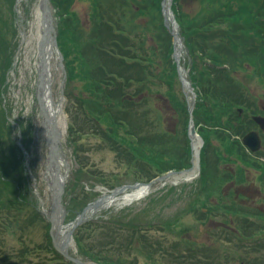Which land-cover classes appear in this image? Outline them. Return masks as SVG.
Instances as JSON below:
<instances>
[{
	"label": "trees",
	"instance_id": "obj_1",
	"mask_svg": "<svg viewBox=\"0 0 264 264\" xmlns=\"http://www.w3.org/2000/svg\"><path fill=\"white\" fill-rule=\"evenodd\" d=\"M9 1L12 2L7 0ZM73 1L50 0L60 19L58 40L64 57L67 80L76 78L85 81L82 90L90 93V97L85 96L78 100L87 105L86 110L90 118L98 123L91 127L93 132L98 134L103 131L100 128L103 121L116 128L125 127L131 130L133 125L141 127V137L136 144L137 147H134L135 144L133 146L132 141L126 143L131 153L130 161L134 157L138 158L142 160L143 168H145L144 175L131 180L132 182H147L168 170L189 167L188 140L181 139L182 135L186 137L188 117L185 103L183 105L179 103L176 92H169L170 98H167L173 110L175 109L177 124L181 125L180 131L170 133L162 130L159 114L149 107L151 100H147V96L139 97L144 91L145 95H152L148 91L149 85L146 84L149 76L163 80L171 88L180 87L176 68L171 59V38L166 34L162 24L161 0H140L138 6L133 5L137 0H92L90 19H88L90 26L85 33H82L80 29L82 25L77 17L69 12ZM180 1L182 0H174L173 11L188 55H195L200 43H212L217 47L215 52L208 48L213 61L229 63L227 69L212 68L204 71L198 69L197 74L189 76L196 90L194 121L197 126H200L199 134L204 140L200 153L201 173L195 182L192 194L193 201L198 206L200 196L206 199L215 196L212 189L225 182L245 181L246 170L257 168L264 172L262 168L264 165L258 163L261 167L257 166L252 156L245 151L235 137L243 136L250 130L249 127L252 124L247 114L239 118L237 109L241 108L245 113L248 111L251 114L257 113L256 108L251 106L253 104L247 103L246 100V96H250L248 85L252 82L256 85H264V2L231 0L224 6L226 13L214 14L221 17L223 22L206 20L200 23L201 27L199 22L191 20L181 11ZM138 15L148 17L150 30L144 32L137 29L139 36L135 39L116 38L117 35H114L112 29H122L117 25L122 21H126L128 25L132 24L133 19ZM6 24L7 20L3 17L0 2V30ZM204 32L207 36L203 35ZM128 33L133 34V30L129 29ZM149 34L152 36L149 38L152 46L147 45L146 37L148 38ZM118 35L122 34L118 33ZM196 39L200 43L195 42ZM0 61L4 69H7L11 64V57L9 54H1ZM74 63H77L79 68L76 74H74ZM105 64L108 67L111 64L113 70L106 72ZM0 69V75L4 76L2 66ZM235 71H241L244 74L245 85L234 75ZM210 72H213V75L209 83L213 86L216 95L207 98L208 91L202 92L201 88L207 73ZM223 76L226 77L225 80ZM4 84L5 79L2 78L0 96L3 94ZM126 95H130L132 99L128 100ZM3 122L4 120L0 121V146L2 143L15 146L13 142L5 141L2 133ZM130 133L132 136V131ZM111 136L114 134H110ZM109 149L116 152L113 147ZM4 157H6L5 154L0 157V193L15 192V196L22 197L17 193V187L9 178L8 171L1 167V159ZM211 159L216 162L233 163V173L224 169L215 175L213 170H210L211 165L214 169ZM20 172H23V167L20 168ZM25 193V198L31 202L26 188ZM83 194V192L78 193L74 199ZM10 201L13 202V200ZM17 201L21 202L19 199ZM4 204L6 203L1 202L0 199L1 211L4 209ZM30 205L33 208V215L30 218L10 215L7 211L5 213L8 216L4 214V217L26 221L22 225L23 231L45 223L46 241L51 244L48 233L49 224L40 215L37 204L34 203L32 206L30 203ZM234 205L237 207V204ZM197 206L194 208L189 206L190 211L203 208L202 205ZM5 207L9 212L12 210L9 202ZM181 211L186 212L183 209ZM241 212H243L242 208H239L238 213ZM185 215L188 213L186 212ZM170 227L169 224L167 226L160 224L159 231L162 236L154 237L148 234V231H153V224L142 227L141 224L129 218L113 215L105 220L83 223L76 228L73 237L77 256L95 264H138L139 261L135 258L139 259L143 251L146 252V256L141 260L142 264H264V248L260 243L253 245L248 252H240L234 247L231 248L232 251L226 252L223 249L224 245L235 244L236 237L232 234L221 235L217 246L214 242L208 246H202L193 240L180 238L179 235H176V240L166 237L168 232H174V229ZM9 232L13 234L11 228L0 231V264H33L31 255L26 249L18 250L8 247ZM260 233H264V227L261 228ZM245 236L237 235V238L246 240L252 238L254 234ZM261 239L264 240V234ZM197 247L202 249L198 250ZM4 250L12 254H6ZM50 253L51 259L41 258L42 262L34 264H72L59 256L54 249L50 250ZM17 258L18 260L13 263L12 261Z\"/></svg>",
	"mask_w": 264,
	"mask_h": 264
},
{
	"label": "rangeland",
	"instance_id": "obj_2",
	"mask_svg": "<svg viewBox=\"0 0 264 264\" xmlns=\"http://www.w3.org/2000/svg\"><path fill=\"white\" fill-rule=\"evenodd\" d=\"M139 1L137 0L133 5L138 6ZM0 2L3 17L7 20V24L0 30V55L9 54L11 57V65L7 69H4L0 61L2 74H4V76L0 75V83L2 78L5 79L4 86L6 87L5 93L0 96V121L4 120L2 133L5 141L15 144V146L1 144L0 157L4 154L6 155V157L1 159V167L3 170L8 171L9 178L12 180L13 185L17 187V193L22 196H15V192L13 194L0 193L1 202L6 203L3 206L4 209L0 210V231L5 228L6 230L11 228L13 234L11 232L8 234V247L18 250L21 248L23 250L26 249L31 255L34 264L42 262L41 258L51 259L50 250L53 249L51 244L46 241L45 223H40L33 228L28 226L29 228L23 231L24 226L22 225L26 221L22 219L14 220L12 217L7 219L8 214L5 212L7 211L10 215H21L24 218L28 216L30 218L33 215V208L30 203L32 206L36 203L39 212L50 213V196L48 187L44 182L47 146L36 99L37 42L40 37L39 0H34L32 4L30 0H21L18 8L20 19L13 16L11 10L14 4L11 1L0 0ZM23 3H27L28 7L31 5L28 12L21 6ZM194 3L195 0L180 1V9L185 11L186 15L190 17L197 6ZM71 9L77 14L79 23L85 27L84 23L87 22V11L89 9L88 3L75 2ZM56 20V30L59 32L60 21L58 17H56ZM125 22L122 21L117 25L121 28H130L129 26H131L144 32L150 30L146 15L136 16L132 24L128 25ZM199 26L202 27L201 24ZM20 32L24 33L23 43L20 41ZM203 35L207 36V33L204 32ZM196 41L200 43L197 39ZM151 43V41H148L149 46ZM181 44L184 46V51H182L180 58V67L185 72L183 78L186 81L188 79L191 83L190 74L193 76L199 70L227 69V64L229 63L214 62L211 53L208 52V48L212 52L217 50L214 44L200 43V47L196 49L195 55L192 56L188 55L183 39ZM73 67L74 74H76L77 69H79L77 63H74ZM65 69L63 61L60 67L58 61L52 60L51 94L55 103L60 102L61 114L64 119L62 124L59 125L63 131L61 148L64 152L67 168V179L62 199L65 212L64 222L73 220L81 212V207L84 204L95 201L103 195V192L107 193L108 190L118 187L120 184H134L131 180L141 176L143 170H145L142 160L134 157L130 161L131 153L126 144L132 141L133 146L135 144L134 147H137L136 144L139 143V137H141V127L133 125L131 130L125 127L116 128L103 121L101 127L99 126L103 131L95 134L91 127L94 124L98 125V123H95L90 118L86 110L87 105L82 104L81 100H79L80 104L78 102V98L90 97L88 91L82 90L85 81L77 80L76 78L67 80ZM110 70H113L111 64L110 67L105 64V71L109 72ZM242 74L234 72V75L245 85V80L240 78L243 76ZM212 75L213 72L207 73L206 79L202 82L201 90L202 92L204 90L208 91L207 98H212L216 95L213 91V86L209 83ZM225 78L223 76L224 80ZM146 84L149 85L148 91L152 95H145L146 92L144 91L139 97L147 96V100H151L149 107L159 114L160 124L164 131H175L176 115H174L173 108L170 105L171 102L168 99L170 98L169 92H176L177 99L182 105L184 103L185 105L189 104L192 101L190 93L186 91L185 87H181V89L178 86L171 88L163 80L155 79L152 76L147 78ZM191 86L196 94L195 88L192 84ZM248 89L250 96H246L247 103L250 102V104H253L251 105L252 108H256L264 114V85L250 84ZM112 133L114 136L110 137ZM263 133L259 132L264 145ZM134 136L135 138H131ZM214 144L217 145L215 142ZM109 147H113L116 152L111 151ZM211 162L214 165V169L211 165L210 170H213L215 175L224 169L233 173V163L216 162L214 159H211ZM21 167L25 168V172H20ZM197 169L201 173V165ZM257 174L258 172L251 174V180L254 181ZM174 180V176H171L165 179L161 186L160 182L155 183L152 186V192L148 196L122 207H111L102 210L87 222L105 220L113 215L125 217L141 224L142 227H146L150 223L153 224V231H148V234L154 237L162 236L159 231L160 224H165L166 226L169 224L170 228L174 229V232H168V234L165 232L166 237L176 240V235H179L180 238L193 240L198 245L208 246L212 242H214V245L218 243L216 239L220 238V233H225L220 229L221 227L225 228L224 224L235 228V224L238 221L236 217L231 216L232 214L238 213L239 208L246 211L249 208V205L246 204L247 202L250 205H255L258 202L255 201L257 198L256 194H250L243 189H238L237 185L239 182L229 180L223 185L212 189L215 196L207 199L200 196L199 205L197 206L196 202L193 201L194 197H192L197 178L177 183H174ZM25 188L28 190L31 202H28L25 198ZM80 192L84 194L74 199ZM245 196H248L249 199ZM18 199L21 202L17 201ZM10 200H13V202ZM8 202L12 208L10 212L5 207L6 205L8 206ZM234 204H237V207ZM201 205L203 206L202 209L190 211L189 206L194 208L196 206L201 207ZM182 209L188 215H185L186 212L181 211ZM4 214H6V217H4ZM155 228L156 230H154ZM71 246L69 252L76 254L75 244L72 243ZM231 248L230 244L223 246L226 252L232 251ZM197 249L200 250L202 248L197 247ZM3 252L12 254L5 250ZM145 256L146 252L143 251L139 259L134 258L139 261L138 264H142L141 260ZM17 260L18 258L12 262L14 263Z\"/></svg>",
	"mask_w": 264,
	"mask_h": 264
},
{
	"label": "water",
	"instance_id": "obj_3",
	"mask_svg": "<svg viewBox=\"0 0 264 264\" xmlns=\"http://www.w3.org/2000/svg\"><path fill=\"white\" fill-rule=\"evenodd\" d=\"M39 9L41 13L40 24H41V39L38 47V85H37V98L41 105L40 109L43 115H45V110L43 108L42 102L44 99L50 100V74L48 59L51 53V49L57 50L56 44V33L53 27V16L49 8L48 0H41L39 3ZM166 23V19H165ZM47 49V51H46ZM176 62L178 59L174 58ZM41 98V99H40ZM256 123L261 127H264V118L254 117ZM48 130L46 131V143L48 147L47 154V166L46 172L50 175V182L45 178L48 184L50 198H51V211L50 214L46 216L47 221L51 224L50 235L52 238L53 246L57 252H59L66 259L74 262L75 264H81L77 259L71 257L67 253L68 243L72 240V233L76 226L81 224L84 220V214L91 207L87 206L83 211L70 223L67 227L70 229L66 231L63 238L59 237L60 228L62 226L63 217L65 215L62 205V196L64 193L65 180L67 176V170H61V165H65V160L60 147L61 132L57 129L55 120L53 118L47 119ZM195 135V129L192 127V122H189V136ZM242 143L247 146L251 151H255L259 147V140L254 132H251L243 137ZM151 183L146 186H150ZM140 186L136 184L134 186L126 185L116 189L114 193L122 192L126 189H132ZM95 204V203H93Z\"/></svg>",
	"mask_w": 264,
	"mask_h": 264
},
{
	"label": "bare ground",
	"instance_id": "obj_4",
	"mask_svg": "<svg viewBox=\"0 0 264 264\" xmlns=\"http://www.w3.org/2000/svg\"><path fill=\"white\" fill-rule=\"evenodd\" d=\"M180 45L179 43H177L176 46V55L179 56L180 55ZM52 60H54V55L51 54V57L49 59V64H51ZM43 104V108L45 110V117L41 118L42 121V127L44 132L48 130V126L47 123L49 120L47 119H51V117L54 116V118L57 120V126L61 125L62 122L64 121L63 116H62V112L59 111L58 112V103H55L54 100L52 99V104L48 103L45 99L42 102ZM60 128V127H58ZM192 145H193V151L194 154H196L197 150L200 149V145H199V141L196 137H194L192 139ZM195 158V157H194ZM196 160H194L193 162V168L189 171L186 172L184 175H180L176 178V180H192L195 178L196 176ZM48 172V171H47ZM50 177H48L49 179ZM149 191V188L147 187H140L134 190H130L129 192H120L121 194H110V193H106L103 192V195L101 197V199L97 202V204H95L93 207H91L86 213H85V217H93L95 216L97 213L101 212L102 210H106L109 209L111 207H122L126 204H130L133 201L139 200L141 198L144 197V195ZM68 228H64L60 231V236L63 237L64 233L67 231Z\"/></svg>",
	"mask_w": 264,
	"mask_h": 264
}]
</instances>
